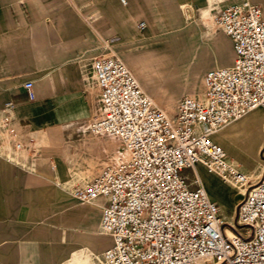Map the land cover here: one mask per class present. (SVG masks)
I'll return each instance as SVG.
<instances>
[{"label": "built area", "instance_id": "2783aa9c", "mask_svg": "<svg viewBox=\"0 0 264 264\" xmlns=\"http://www.w3.org/2000/svg\"><path fill=\"white\" fill-rule=\"evenodd\" d=\"M215 20L231 40L233 62L207 70L203 95L182 96L174 113L114 51L81 67L82 81L98 89L101 102L90 132L119 136L127 152L69 187L78 200H102L101 227L111 243L95 264H264V176L251 181L213 136L264 108V10L236 0ZM25 86L35 98L33 81ZM0 131L15 152L29 150L36 159L33 137L25 141L17 126L13 100L2 108ZM199 164L245 188L236 219L221 213L198 174L190 178L186 170Z\"/></svg>", "mask_w": 264, "mask_h": 264}, {"label": "crops", "instance_id": "0c3cea01", "mask_svg": "<svg viewBox=\"0 0 264 264\" xmlns=\"http://www.w3.org/2000/svg\"><path fill=\"white\" fill-rule=\"evenodd\" d=\"M126 1L137 10V4L155 0ZM122 4L121 0H0V116L5 102L13 100L22 138L33 137L34 145L42 146L36 159L25 150L15 155L19 161L11 160L6 154L9 143L0 131V264H95L110 245L105 246V236L98 230L102 200L80 203L69 184L93 177L105 158L102 141L89 129L101 108L99 91L85 85L80 76L81 67L107 48L103 31L91 24L89 13L96 8L99 20L107 14L120 19ZM27 80L34 83L33 99ZM66 130L78 132L84 141L95 138L94 148L84 147L80 153L86 156L81 161H94L95 171L87 172L89 167L76 165L75 160L68 172L42 169L43 155L48 159L61 151L69 156L61 146ZM45 145L48 151H43ZM33 160L39 162L37 169L17 164ZM201 167L193 169L200 177Z\"/></svg>", "mask_w": 264, "mask_h": 264}, {"label": "rangeland", "instance_id": "374dc122", "mask_svg": "<svg viewBox=\"0 0 264 264\" xmlns=\"http://www.w3.org/2000/svg\"><path fill=\"white\" fill-rule=\"evenodd\" d=\"M233 1L236 0H197V3L155 0L151 4H137V10L135 7L131 8L129 2H122L123 14L120 19L114 20L112 14L111 17L107 14L106 18L99 20L96 8L89 15L91 24L94 23L97 27L99 25L103 31L107 43L105 51H114L120 55L156 102L170 113H174L182 96L203 95L206 90L207 70L232 63L234 52L231 40L218 26L215 16L222 6ZM252 1L260 4L264 10V0ZM64 134L65 143L61 146L64 150L67 149L69 156H62L61 151L56 152L58 158L47 159V156L43 155L46 159L41 161L42 169L68 172L75 160L76 165L87 166V172L92 171L94 161L89 158L88 161H81L82 158L85 160L86 156L84 154L81 157L80 153L84 147L94 148L95 138L90 137L85 143L76 131L66 130ZM97 136L104 145L103 164L108 160L119 161L127 157L119 136ZM213 136L226 149L229 161L246 173L251 181L264 176V108L255 109L237 120L225 123ZM7 141L9 158L19 161L15 155L20 152L14 151L11 140ZM39 147L42 148L41 145L34 146V149L38 150L36 156L42 152ZM56 147L61 150L60 146ZM43 151H48V145L44 146ZM71 156L73 160L70 159ZM17 164L37 169L39 162L33 160ZM199 172L202 182L210 196L218 203L221 213L231 221L234 217L236 219V208L243 196V187L202 167ZM187 173L191 179L196 177L193 169H189ZM74 182L69 184V187ZM78 202L95 204L82 200ZM98 230L105 236V246H108L111 239L101 227V217ZM210 260L213 262V259Z\"/></svg>", "mask_w": 264, "mask_h": 264}, {"label": "bare ground", "instance_id": "6f19581e", "mask_svg": "<svg viewBox=\"0 0 264 264\" xmlns=\"http://www.w3.org/2000/svg\"><path fill=\"white\" fill-rule=\"evenodd\" d=\"M126 2H127V1H126ZM243 189H245V188H243ZM226 230H227L228 234H230V235L233 234L232 230H231L229 227H226Z\"/></svg>", "mask_w": 264, "mask_h": 264}]
</instances>
